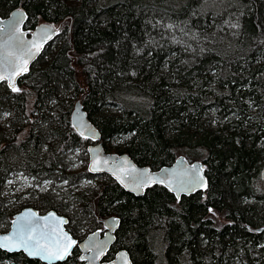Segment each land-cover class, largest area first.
<instances>
[{"label":"trees","instance_id":"obj_1","mask_svg":"<svg viewBox=\"0 0 264 264\" xmlns=\"http://www.w3.org/2000/svg\"><path fill=\"white\" fill-rule=\"evenodd\" d=\"M17 7L28 28L62 31L21 91L0 83V229L22 209L1 191L21 171L50 181L32 203L68 216L76 236L118 215L108 257L126 248L133 264H264V0H0L2 16ZM78 98L108 152L154 169L184 152L206 163L207 189L178 200L155 184L136 196L108 174L70 170L91 143L72 124ZM98 175L93 188L59 185ZM6 261L47 264L0 248ZM53 264H82L79 250Z\"/></svg>","mask_w":264,"mask_h":264},{"label":"water","instance_id":"obj_2","mask_svg":"<svg viewBox=\"0 0 264 264\" xmlns=\"http://www.w3.org/2000/svg\"><path fill=\"white\" fill-rule=\"evenodd\" d=\"M28 13L23 7H17L9 12L8 15L0 14V42L9 40L11 37L18 36L19 40L12 39L9 47L16 51L17 54H23L33 43H42L39 52L28 60V71L15 78V86L19 87V81L29 71L35 61L42 55L45 48L57 37L58 29L53 22H41L34 29L26 26ZM47 30V31H46ZM50 36V38H47ZM22 42V43H21ZM3 71V69H0ZM11 66L8 67L4 74L11 72ZM6 82L7 80H0ZM72 124L76 131L83 137L89 139L91 144L88 146L89 165L88 169L93 174H108L114 178L126 191L142 196L145 194L148 187L155 184H162L170 192L175 195L176 199H181L182 196L191 195L196 191H205L208 187V176L206 173V163L203 160H189L186 155L180 154L171 164L163 165L159 168H151L149 166L139 165L126 152H108L101 139V132L97 126L90 120L81 98H79L71 114ZM83 133V135L81 134ZM94 161H99V164H94ZM124 170V171H122ZM261 176L264 178V166L261 171ZM119 177V178H118ZM138 184L143 185L137 187ZM206 185V186H204ZM54 214L50 216L49 214ZM35 214L34 222L40 226L45 223L49 228L57 225L56 218H63L67 223L61 225L63 232L67 233L73 240L78 243V240L67 230L69 222L68 217L60 214L55 209H50L46 212H40L36 208L29 206L23 208L14 215L11 227L8 231H0V237L14 235L17 232L19 224L23 223V217H32ZM48 217L47 221L42 218ZM103 228L91 231L84 240L78 243L81 251L80 258L83 264H133L131 254L128 249L121 248L115 255L108 257L111 247L117 240V231L120 227L121 218L118 215L112 214L103 218ZM259 230H264L262 226ZM76 243V244H77ZM76 244L70 250V254ZM10 253L23 251L32 259H39L47 264L49 261L42 259L39 256H31L22 248L6 249ZM68 255L65 260L68 259ZM126 257V260H125ZM65 260L52 261L51 264L63 262Z\"/></svg>","mask_w":264,"mask_h":264},{"label":"snow or ice","instance_id":"obj_3","mask_svg":"<svg viewBox=\"0 0 264 264\" xmlns=\"http://www.w3.org/2000/svg\"><path fill=\"white\" fill-rule=\"evenodd\" d=\"M47 38H50V36ZM12 39L18 41L19 37L14 35L9 40L0 42V69H3V71H0V80H7L12 91L19 92L21 89L15 86V78L28 71V60L31 59L35 52H39L43 45L42 43H33L26 52L17 54L16 51L11 50L9 47ZM33 49H35V52H33ZM9 66H11L12 71L4 74ZM81 134L83 135V133ZM99 163V161H94V164ZM142 186L141 184L137 185V187ZM49 215L54 216L51 213ZM34 217L35 214L32 217H23V223L19 224L17 232L14 235L0 237V248L10 250L22 248L29 255L39 256L49 261L50 264L52 261L65 260L70 255L72 247L77 243L67 233L63 232L60 227L67 223V221L63 218H56L57 225L49 228L47 223L43 226L35 223ZM42 219L47 221L48 217H43ZM81 259H84V257H81Z\"/></svg>","mask_w":264,"mask_h":264},{"label":"rangeland","instance_id":"obj_4","mask_svg":"<svg viewBox=\"0 0 264 264\" xmlns=\"http://www.w3.org/2000/svg\"><path fill=\"white\" fill-rule=\"evenodd\" d=\"M55 25H56V27L58 29V32H61L62 31V23H55ZM3 115H4V117L0 120V129L7 130L9 128V125L4 127L7 115L6 114H3ZM49 118H50V121H51L55 117L54 116H48L47 119H48V123L50 125ZM34 120H36V118ZM38 124L46 125V122H44L43 120H40V121H38ZM54 127L55 126L53 125V128ZM90 144L91 143H89V145ZM76 152L77 153H75V154L70 156L71 160L67 161L68 165H69L68 168L70 170H83L84 168L87 167V169H88V165H89L88 146H86V147L85 146H79V147H77ZM112 152H115V151H112ZM183 153H180V154H183ZM80 179H81L80 183H76V182H72L71 183L69 181H62L59 185L63 186L64 188H74L76 186H79V189H80V187L82 189L93 188V186L96 184L95 181L99 183V181L102 180V177L98 175L95 178L83 177V178H80ZM49 189H50V181L49 180L42 181L40 184H38V179L37 178L32 177V176H30L28 174H24L21 171H18V172L15 171V172L11 173V175L8 176V178L4 181V184L1 186V191H3L2 195L6 198L7 204H9V205H11L13 207H18L17 208L18 210L21 209V208L23 209L25 207H29V206L34 205L32 207L36 208L40 212H46V211L43 210V209H40L38 207V205L33 204L32 202H41L42 201L41 200L42 196H41L39 201H34L33 199L37 198L38 195L37 196H33L32 193H34V191H37V190H41L42 192L46 193V192H48L47 190H49ZM31 191H32V193H30ZM21 200H24V201L28 200L29 203H27V204L24 203L22 205V203H19V202H21ZM17 201H19V202H17ZM60 214H62V213H60ZM62 215H64V214H62ZM64 216H66V215H64ZM66 217H68V216H66ZM215 217H216L217 220L221 219L222 222L226 221V219H224L221 216L215 215ZM9 218L10 219L12 218L11 219V221H12L14 217L9 216ZM100 228H103V224H102V227H100ZM5 229H6V227H2V229H0V231L5 232V231H8L10 228L8 230H5ZM67 230H68V228H67ZM86 230H87V226H85V227L83 226V229H81V232L77 231V233H78L77 236L75 234L71 233L69 230L68 231L73 235L74 238H76L78 240V243H79L80 241H82V240H84L86 238L88 233H90V231L89 232H85ZM78 243L76 244V246L73 249V251H76L78 249L79 250V255H80L81 251L79 249ZM73 251H72V253H73ZM0 264H13V263L9 262V261H6V262H1Z\"/></svg>","mask_w":264,"mask_h":264},{"label":"bare ground","instance_id":"obj_5","mask_svg":"<svg viewBox=\"0 0 264 264\" xmlns=\"http://www.w3.org/2000/svg\"><path fill=\"white\" fill-rule=\"evenodd\" d=\"M139 165H140V164H139ZM143 166H149V165H143ZM149 167H150V166H149ZM151 168H152V167H151ZM103 218H104V217H103ZM118 250H119V249H118ZM118 250H117V251H118ZM117 251H116V252H117ZM116 252H115V253H116Z\"/></svg>","mask_w":264,"mask_h":264},{"label":"flooded vegetation","instance_id":"obj_6","mask_svg":"<svg viewBox=\"0 0 264 264\" xmlns=\"http://www.w3.org/2000/svg\"><path fill=\"white\" fill-rule=\"evenodd\" d=\"M77 251H78V249H77ZM21 252H23V251H21ZM10 253V252H9ZM24 253V252H23ZM25 254V253H24ZM26 255V254H25ZM27 256V255H26ZM30 258V257H29ZM41 261V260H40ZM43 262V261H42ZM82 263H83V261H82Z\"/></svg>","mask_w":264,"mask_h":264}]
</instances>
